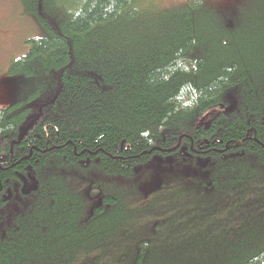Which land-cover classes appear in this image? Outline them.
Wrapping results in <instances>:
<instances>
[{
	"label": "trees",
	"instance_id": "16d2710c",
	"mask_svg": "<svg viewBox=\"0 0 264 264\" xmlns=\"http://www.w3.org/2000/svg\"><path fill=\"white\" fill-rule=\"evenodd\" d=\"M19 2L42 32L7 68L34 85L0 107V264H264V17L212 43L205 0ZM153 176L144 199L192 185L221 233L154 252Z\"/></svg>",
	"mask_w": 264,
	"mask_h": 264
},
{
	"label": "rangeland",
	"instance_id": "374dc122",
	"mask_svg": "<svg viewBox=\"0 0 264 264\" xmlns=\"http://www.w3.org/2000/svg\"><path fill=\"white\" fill-rule=\"evenodd\" d=\"M141 1L144 8L158 10L159 8L177 6L184 0ZM205 3L216 11L218 10V15L215 14L216 17L213 18L214 29H209L208 33L210 34L207 36L208 41L212 43L218 40V34H221V41L226 42L229 37H235L238 33L246 32L259 17H264L263 0H205ZM206 23L208 24V21ZM206 23L205 27H208ZM41 32L35 20L24 12L19 0H0V107L7 106L17 98L22 97L34 85L25 77L9 75L7 68L11 58L26 50L28 46L27 39L31 35L40 34ZM169 163L173 164L171 168H181L184 172L186 170L182 164H176L173 161ZM176 171L174 170V173ZM184 172L179 171L178 174L181 177H188V172ZM156 181L157 176L149 177L144 182L140 195L131 201L138 208L139 218L144 217L148 211L149 213L160 211L155 213L158 219L172 220L170 227L174 232L164 237V242L156 246L153 249L154 252H162L167 255L188 254L195 250V247L187 243L189 237L200 238L221 233V231L217 232L218 230L215 228H212V232H209L205 227L209 226V223L204 221H208L210 218L212 213L209 212L212 211V205L207 200L202 199L200 193L196 191L197 189H192V185H189L188 189L181 185L164 187L158 196L144 199L145 197L143 198L141 194L148 193L149 188L153 187L152 184ZM193 191L194 193L191 194ZM163 211L166 212L167 217L163 215ZM195 223L198 225H194ZM146 224L143 226H146ZM183 262L173 264H195V262L189 260Z\"/></svg>",
	"mask_w": 264,
	"mask_h": 264
},
{
	"label": "bare ground",
	"instance_id": "6f19581e",
	"mask_svg": "<svg viewBox=\"0 0 264 264\" xmlns=\"http://www.w3.org/2000/svg\"><path fill=\"white\" fill-rule=\"evenodd\" d=\"M116 221V220H115Z\"/></svg>",
	"mask_w": 264,
	"mask_h": 264
}]
</instances>
